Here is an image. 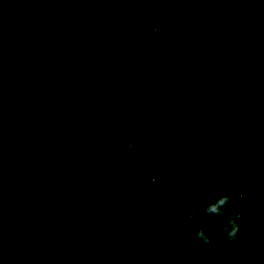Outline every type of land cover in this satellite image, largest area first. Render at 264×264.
I'll use <instances>...</instances> for the list:
<instances>
[{
	"label": "trees",
	"instance_id": "16d2710c",
	"mask_svg": "<svg viewBox=\"0 0 264 264\" xmlns=\"http://www.w3.org/2000/svg\"><path fill=\"white\" fill-rule=\"evenodd\" d=\"M0 91V264H264V0H0Z\"/></svg>",
	"mask_w": 264,
	"mask_h": 264
},
{
	"label": "clouds",
	"instance_id": "9594fccd",
	"mask_svg": "<svg viewBox=\"0 0 264 264\" xmlns=\"http://www.w3.org/2000/svg\"><path fill=\"white\" fill-rule=\"evenodd\" d=\"M7 104L4 102L2 91H0V119L3 118ZM232 204V197L228 194L220 195L214 203H210L204 209L206 215H211L214 218L227 217L225 223L220 225V229L224 234L225 247L234 245L238 240V234L240 231V224L238 221L242 218L237 212L230 211V205ZM196 239L200 241L201 245L208 249L212 246L213 240L211 235L205 228L200 225L194 226ZM61 251L59 248L53 250L50 253L49 264H55L61 258Z\"/></svg>",
	"mask_w": 264,
	"mask_h": 264
}]
</instances>
